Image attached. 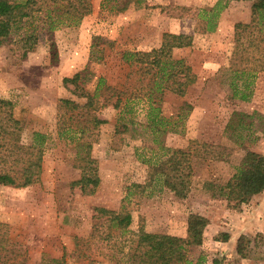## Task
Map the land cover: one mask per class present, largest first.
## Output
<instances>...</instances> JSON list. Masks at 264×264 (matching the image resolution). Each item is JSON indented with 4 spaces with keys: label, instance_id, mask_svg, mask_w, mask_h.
Wrapping results in <instances>:
<instances>
[{
    "label": "rangeland",
    "instance_id": "1",
    "mask_svg": "<svg viewBox=\"0 0 264 264\" xmlns=\"http://www.w3.org/2000/svg\"><path fill=\"white\" fill-rule=\"evenodd\" d=\"M89 1V13L72 22L53 9L56 5L43 3L0 41V98L13 103L14 116L23 122L12 163L31 177L24 187L0 185V240L5 241L0 264H122L99 238H89L78 249L74 238L89 237L93 208L115 210L132 183L145 188L129 197L128 229L142 227L183 244L187 217L198 214L206 225L200 245L187 247L191 264H264V190L236 206L212 193L246 149L264 155V71L255 74L248 101L232 97L228 83L233 24L248 21L250 2ZM165 32L191 35L190 46L171 54L185 59L195 82L184 95L165 92L153 103L164 119L161 133L146 126L142 101L130 102L134 123L120 133L114 132L118 110H98L105 123L93 131L90 155L96 159L99 183L92 194H83L70 184L79 176L72 167L75 148L57 137L56 104L69 99L79 111L87 107L74 85L63 84L62 78L78 73L77 84L87 90L99 76L119 86L128 69L122 52L156 48ZM30 34L34 38L26 42ZM27 44L32 48L23 55ZM33 131L47 135L42 146L31 144ZM191 140L219 154L192 157L187 188L171 190L154 173L155 164L165 157L162 148H185Z\"/></svg>",
    "mask_w": 264,
    "mask_h": 264
},
{
    "label": "trees",
    "instance_id": "2",
    "mask_svg": "<svg viewBox=\"0 0 264 264\" xmlns=\"http://www.w3.org/2000/svg\"><path fill=\"white\" fill-rule=\"evenodd\" d=\"M247 1L250 2L249 19L233 24L232 47L227 64L231 96L240 101L250 99L253 78L256 73L264 71V0ZM43 3L44 7L56 5V9H53L69 22L80 19L90 11L89 0H37L33 3L0 0V41L8 37L13 24L39 12ZM216 5L218 3L213 9ZM124 7L125 4L121 5L119 10ZM45 19L47 29L51 28L53 23L49 12ZM212 21L211 17L207 19L208 29L212 28ZM33 38V34L28 35L26 42ZM191 43L189 34L165 32L156 48L122 52L121 59L128 69L119 86L109 85L104 77L99 76L92 88L87 90L77 84L78 73L62 78L63 84L68 82L74 85L73 91L77 97L84 99V106L87 107L79 111L78 106L69 99L56 104L57 137L67 140L75 148L72 167L79 171V176L70 182L71 186L86 195L92 194L98 186L96 159L90 155L93 131L105 123V119L98 117V110L106 106L118 110L114 132L120 133L127 131L134 123L130 116L134 104L130 102L142 101L146 105V126L155 132L164 131V119L159 115V107L153 106V103L161 101L165 92L182 96L187 87L195 82L196 75L191 66L184 58L171 54L173 49L185 48ZM30 48L31 45L27 44L23 55ZM126 114L128 117H125ZM22 131L23 122L14 116L13 103L0 98V185L24 187L31 182L30 175L12 163ZM46 138L45 133L33 131L31 144L42 146ZM207 147L210 146L191 140L185 148H162L165 157L156 162L154 173L169 189L184 190L192 176V157L204 159L206 151H214ZM216 154L219 152L214 151L211 157L216 158ZM144 188V185L130 184L115 210L94 207V222L91 223L89 237H75V249L89 238H99L119 255L118 260L122 264H191L186 255L187 247L200 245L206 219L198 214L188 215L183 244L172 242L164 233L148 232L142 227L130 230L128 200L132 192L142 194ZM213 188L212 193L221 196L232 206L248 201L251 196L264 190V155L246 149L233 173L224 183L213 185ZM3 241L0 240V248ZM77 254L86 256L80 251Z\"/></svg>",
    "mask_w": 264,
    "mask_h": 264
}]
</instances>
